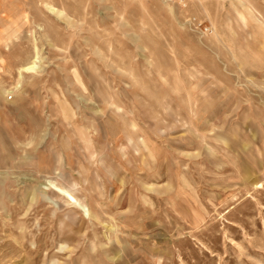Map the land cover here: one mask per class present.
I'll return each mask as SVG.
<instances>
[{
  "label": "rangeland",
  "instance_id": "rangeland-1",
  "mask_svg": "<svg viewBox=\"0 0 264 264\" xmlns=\"http://www.w3.org/2000/svg\"><path fill=\"white\" fill-rule=\"evenodd\" d=\"M259 51L264 0H0V264H264Z\"/></svg>",
  "mask_w": 264,
  "mask_h": 264
},
{
  "label": "bare ground",
  "instance_id": "bare-ground-1",
  "mask_svg": "<svg viewBox=\"0 0 264 264\" xmlns=\"http://www.w3.org/2000/svg\"><path fill=\"white\" fill-rule=\"evenodd\" d=\"M35 66H30L28 68H25V70H31L34 69ZM52 187H54V189L58 192H61L62 194H64V196H66L69 200H71L74 204H78L77 200L73 197V195L71 194V192L68 190H62L61 188L57 187L56 184L51 182Z\"/></svg>",
  "mask_w": 264,
  "mask_h": 264
},
{
  "label": "crops",
  "instance_id": "crops-1",
  "mask_svg": "<svg viewBox=\"0 0 264 264\" xmlns=\"http://www.w3.org/2000/svg\"><path fill=\"white\" fill-rule=\"evenodd\" d=\"M262 59L264 60V52L263 51H259L258 55H257V58H256V62H259ZM263 71H264V69L263 70L261 69V72H259L257 74H254V75L255 76H260Z\"/></svg>",
  "mask_w": 264,
  "mask_h": 264
}]
</instances>
